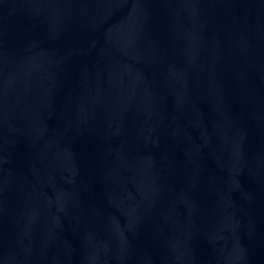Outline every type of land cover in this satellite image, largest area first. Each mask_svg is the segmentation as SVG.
<instances>
[{"label": "water", "instance_id": "obj_1", "mask_svg": "<svg viewBox=\"0 0 264 264\" xmlns=\"http://www.w3.org/2000/svg\"><path fill=\"white\" fill-rule=\"evenodd\" d=\"M0 264H264V0H0Z\"/></svg>", "mask_w": 264, "mask_h": 264}]
</instances>
